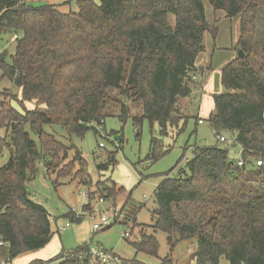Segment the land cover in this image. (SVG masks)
<instances>
[{
	"label": "trees",
	"instance_id": "16d2710c",
	"mask_svg": "<svg viewBox=\"0 0 264 264\" xmlns=\"http://www.w3.org/2000/svg\"><path fill=\"white\" fill-rule=\"evenodd\" d=\"M44 1L0 0V82L8 78L20 89L24 107L15 108L13 97L9 104L0 100V126L8 129L0 134V154L10 151L0 166V264L46 246L55 234L49 211L31 198L28 182L38 163L48 169L54 150L70 147H61L45 126L60 125L69 136L98 131L92 125L105 123L117 89L125 101L142 103L143 114L134 116L138 136L144 119L157 122L162 136L172 128L182 132L187 116L179 101L200 85L205 69L196 61L206 50V34L216 40L219 32L207 19L204 0H76L78 10L69 12ZM207 1L239 18L237 55L221 68L224 91L213 94L208 120L217 137L234 135L231 143L241 147L244 163L220 145L195 146L185 166L183 156L157 185L153 227L167 233L171 252L181 240L196 239L195 264H220L222 257L230 264H264V164L257 165L264 161V0ZM5 34L17 36L10 60L1 46ZM25 102L35 106L28 109ZM126 116L123 102L120 117ZM167 151L153 136L147 157L156 161ZM75 158L84 170L79 149ZM108 158L97 165L100 172L116 165L115 152ZM104 193L116 199L113 190ZM131 195L120 211L125 225L136 222L141 208ZM139 238L132 242L139 250L157 254L154 233L142 230ZM89 247L62 253L57 264H91L88 256L66 258ZM125 264L145 263L132 258Z\"/></svg>",
	"mask_w": 264,
	"mask_h": 264
},
{
	"label": "rangeland",
	"instance_id": "374dc122",
	"mask_svg": "<svg viewBox=\"0 0 264 264\" xmlns=\"http://www.w3.org/2000/svg\"><path fill=\"white\" fill-rule=\"evenodd\" d=\"M44 2L57 5L62 12L78 10L76 0H70V2L69 0H46ZM206 2L205 5L210 8L208 1ZM208 17L212 23L219 26V17L217 18L216 13L213 14L212 7ZM228 25L225 35L230 41L228 46L231 47L233 40L231 19H228ZM234 33L239 35V28H236ZM1 46L2 51L7 52L8 60H10L15 52L12 35L5 34L1 40ZM2 74V69H0V77ZM222 91H224L223 86ZM12 97V105L23 111L20 89L14 86L8 78H4L0 82V100L9 104ZM123 102L127 109L125 119L120 117ZM179 103L183 113L187 116L185 129L182 132H176L172 128L169 135L165 136L160 134L159 124L155 122L152 126L148 119H144L140 125L141 133L138 136L134 116L143 114L142 103L132 100L125 101L117 89H112L111 99L106 109L105 123L92 125L98 131L89 129L84 136H69L60 125H46V131L53 133L56 139L63 143L61 147L67 148L68 146L70 149L63 151L60 147L59 150L56 148L53 153V162L48 169L43 163H38V172L34 178L29 180L28 190L31 198L43 204L49 211L55 234L46 246L17 256L11 264H57L59 261L56 259L62 253L66 254L85 244L102 246L105 250L120 255L126 261L136 258L145 264H163L164 259L171 254V262L165 264H195L191 260V255L197 248L196 239L181 240L171 252L167 233L154 229L155 222L151 214L156 206L154 191L164 179V174L170 171L183 156L180 166H185L186 160L192 157L195 146L220 145L229 149V154L233 159H239L242 156L240 146L219 140L208 120V113L213 109V100L207 98L202 104L201 93L195 92L186 99L181 98ZM25 105L28 109L35 106L33 102H25ZM200 117H204V121L197 123ZM7 130V127L0 126L2 136L7 134ZM31 135L37 140L34 133L31 132ZM153 136L161 138L162 145L165 150H168L156 161H151L147 157ZM226 136L228 139L235 138L231 134ZM101 143L103 147L100 146ZM75 149L82 152L85 160L84 170L78 162L74 161L76 159ZM111 152H115L116 165L100 172L97 165L109 162L108 156ZM9 157L10 151L6 147L0 154V166L6 164ZM67 172L70 175H64ZM77 175L85 177L89 184L81 183L79 177H75ZM113 181L116 182L115 187ZM122 186L125 189H122ZM104 189L113 190L116 199L106 198ZM129 191H132V201L141 207L137 212L136 222L125 225L118 220L119 222H113L108 228L94 231L93 224L100 214L106 213L112 216L117 212L121 213ZM72 212L76 218L83 217L82 221L79 223L72 221L68 216ZM66 223L70 225L67 227ZM142 230L148 234H155L159 243L157 254L139 250L132 243V239L122 236L124 232L129 231L136 238L135 240H139ZM220 264L230 263L222 257Z\"/></svg>",
	"mask_w": 264,
	"mask_h": 264
},
{
	"label": "crops",
	"instance_id": "0c3cea01",
	"mask_svg": "<svg viewBox=\"0 0 264 264\" xmlns=\"http://www.w3.org/2000/svg\"><path fill=\"white\" fill-rule=\"evenodd\" d=\"M206 1L207 0H204V3H207ZM211 7L208 8V6L205 5V8H208L206 9V15L210 23L212 22L210 21L208 15L209 11H211ZM214 13L217 14V18L219 17L220 20L218 23L219 26L217 25L219 27L218 35L216 40H214L210 33L206 34V50L198 56L196 61V64L199 67H203L205 69L202 76L200 77V85L193 92V94H195V92L201 93L202 104L207 98L213 100V94L220 93L222 91L221 68L224 64L234 59L237 55V49H235V47L237 44L238 35H235L234 31L236 28H239V18H227L226 13L223 10H214L213 8V14ZM228 19H231V30L233 35L231 47L228 46L230 41L227 40L225 35V29L229 27ZM213 109L209 111L208 115H210Z\"/></svg>",
	"mask_w": 264,
	"mask_h": 264
},
{
	"label": "built area",
	"instance_id": "2783aa9c",
	"mask_svg": "<svg viewBox=\"0 0 264 264\" xmlns=\"http://www.w3.org/2000/svg\"><path fill=\"white\" fill-rule=\"evenodd\" d=\"M16 35L12 37V40L16 39ZM104 122V120H102ZM200 123L203 122V119L199 120ZM219 140L221 142H227L231 143L232 140L228 139L227 136L224 134H221L218 136ZM100 146H103L101 143ZM244 161L243 159L238 160L239 165H243ZM264 161L263 160H258L257 165H263ZM146 197V196H145ZM122 216L123 219V214L122 213H115L112 216H109L106 213L100 214L96 218V222L93 224V230L98 231L100 229L109 227L113 222L116 221H122L120 220V217ZM70 224L66 223V226L68 227ZM65 227H63L64 229ZM123 237L130 238L132 240H135L136 238L133 236L132 233L129 231H126L122 234ZM2 244V242H0ZM86 256L89 257L90 263L91 264H125V259H123L120 255L114 253V252H109L105 250L102 246H90L87 251H78L77 253H69L67 254L66 258H78V259H84Z\"/></svg>",
	"mask_w": 264,
	"mask_h": 264
},
{
	"label": "water",
	"instance_id": "95a60500",
	"mask_svg": "<svg viewBox=\"0 0 264 264\" xmlns=\"http://www.w3.org/2000/svg\"><path fill=\"white\" fill-rule=\"evenodd\" d=\"M242 53H243L242 50H239V51H238V55H241Z\"/></svg>",
	"mask_w": 264,
	"mask_h": 264
}]
</instances>
